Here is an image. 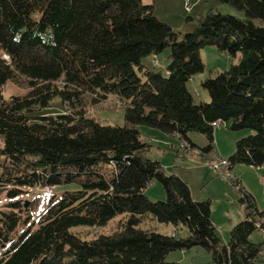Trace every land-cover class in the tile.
<instances>
[{
    "label": "trees",
    "instance_id": "trees-1",
    "mask_svg": "<svg viewBox=\"0 0 264 264\" xmlns=\"http://www.w3.org/2000/svg\"><path fill=\"white\" fill-rule=\"evenodd\" d=\"M216 1L243 18L209 12L179 39L142 0H0V264H179L168 254L194 247L214 264H261L262 244L250 237L264 233V209L254 198L236 182L244 219L224 242L210 202L194 201L182 179L145 158L149 145L138 130L176 136L189 150L198 148L188 134L204 135L203 155L213 149L214 122L251 130L235 142L229 168L264 167V0ZM205 47L240 59L202 81L210 101L195 104L186 84L204 72ZM166 49L163 71L142 65ZM7 83L27 92L4 98ZM109 96L124 107L121 127L86 113L84 98L96 105ZM54 99L64 111L44 115ZM153 182L165 200L146 197ZM36 193L53 196L38 219ZM118 216L109 235L73 231ZM147 220L187 234L142 228Z\"/></svg>",
    "mask_w": 264,
    "mask_h": 264
},
{
    "label": "rangeland",
    "instance_id": "rangeland-1",
    "mask_svg": "<svg viewBox=\"0 0 264 264\" xmlns=\"http://www.w3.org/2000/svg\"><path fill=\"white\" fill-rule=\"evenodd\" d=\"M142 2L145 5L152 6L154 16L161 22L169 25L179 39L185 33L193 31L197 26V20L200 17H205L209 12L231 15L239 19L243 18L241 12L216 0H191L192 6H187L188 9L191 7L189 11L184 9L183 4L185 0H142ZM189 17L193 19L188 20ZM200 55L204 64V72L193 76L186 84L195 104L209 103L210 101L208 92L201 87V82L225 71L231 63H237L240 59V53H238L236 59L230 60L226 54L221 53L215 47L201 49ZM168 56L169 50L166 49L156 57H158V62L165 66L169 62ZM142 65L149 69L163 71V66H156L154 57L151 56L142 59ZM25 90L27 92V89ZM25 90L12 83H7L1 88L4 98L22 96L26 93ZM84 103L86 105V113L94 117L101 124L118 127L124 125V107L118 104V100L115 97L109 96L106 101L96 105L91 104V99L86 97L84 98ZM63 111L64 107L60 100L54 99L50 108L43 110L42 113L50 115L51 113L59 114ZM228 127L229 124L227 126L221 125L215 127L212 144V155L225 160L233 153L229 152L228 149L231 143L235 144L238 139L253 134L251 130L232 132ZM138 130L141 140L149 145L145 158L159 162L166 174L175 175L182 179L188 185L194 201L210 202V220L216 227L221 239L224 242L227 241L231 229L244 219V207L239 203L240 195L238 188H233L226 178L217 175L210 166L211 164H209L210 156L201 153V149L208 144L206 137L198 133L188 134L191 142L200 149L197 151L198 154H194L192 150H189L190 147L185 146L183 142L172 136L165 135L156 129L140 126ZM231 146L233 145L231 144ZM231 175L235 182H239V188H242L243 191L254 198L257 209L262 211L264 209V167L255 168L245 165H235L231 169ZM76 189L74 185L55 187L52 195L58 198L63 192ZM36 195L39 197V208H37L35 218L38 219L42 208L48 204V201L53 196L42 193H36ZM145 195L151 202L165 200L163 187L156 182L147 187ZM31 197L28 196L27 200H30ZM2 202L3 196L0 195V203ZM121 217L114 218L103 228L74 229L73 231H80L89 238L99 235H109L115 231L117 222ZM141 227L153 229L169 236L178 234V236L183 237L187 234L186 229L183 227L176 229L170 224H160L149 220L145 222V225H141ZM250 239L256 244H262L260 260L261 264H264V233L260 230H255ZM166 261L168 263L179 264H214L211 262L210 255L199 247L191 248L185 252H171L168 254Z\"/></svg>",
    "mask_w": 264,
    "mask_h": 264
},
{
    "label": "built area",
    "instance_id": "built-area-1",
    "mask_svg": "<svg viewBox=\"0 0 264 264\" xmlns=\"http://www.w3.org/2000/svg\"><path fill=\"white\" fill-rule=\"evenodd\" d=\"M183 6H184V9L187 11V6H192L191 1L185 0ZM221 125L223 126L222 122H214L212 124V126H221ZM183 143L185 146L190 147V145L186 144L185 142H183ZM191 150L194 154H198V152H197V151H199L198 149H195V148L192 149L191 148ZM210 157H211V165L210 166L214 169V171L217 173V175H221L222 177L226 178L228 180V183L231 186L235 187L236 182L232 178L228 160L221 159L215 155H210ZM44 191L47 193H51L52 188L51 187L45 188Z\"/></svg>",
    "mask_w": 264,
    "mask_h": 264
},
{
    "label": "crops",
    "instance_id": "crops-1",
    "mask_svg": "<svg viewBox=\"0 0 264 264\" xmlns=\"http://www.w3.org/2000/svg\"><path fill=\"white\" fill-rule=\"evenodd\" d=\"M191 1V0H190ZM154 62H155V64L159 67V66H161L162 64L160 63V62H158V57H155L154 58ZM145 64H147V63H145ZM144 64V65H145ZM163 66V65H162ZM166 67V65L165 66H163L162 68H165ZM215 131V130H214ZM172 137H174V138H176L177 140H179L176 136H172ZM190 139V138H189ZM191 141V140H190ZM236 141V140H235ZM230 142V141H229ZM231 144L233 145V146H231ZM230 144V147L228 148L229 149V152H233V150H234V146H235V144H233V143H231ZM212 151H213V149H212ZM211 151V153L210 154H208L209 156L210 155H212L213 154V152ZM208 155H206V156H208ZM228 160V159H227ZM260 168H262V167H260Z\"/></svg>",
    "mask_w": 264,
    "mask_h": 264
},
{
    "label": "bare ground",
    "instance_id": "bare-ground-1",
    "mask_svg": "<svg viewBox=\"0 0 264 264\" xmlns=\"http://www.w3.org/2000/svg\"><path fill=\"white\" fill-rule=\"evenodd\" d=\"M187 10L189 11V10H190V8H189V9L187 8ZM214 127H216V126H214ZM210 158H211V157H210ZM209 164H211V159L209 160Z\"/></svg>",
    "mask_w": 264,
    "mask_h": 264
}]
</instances>
